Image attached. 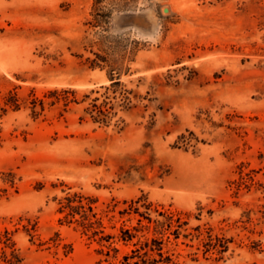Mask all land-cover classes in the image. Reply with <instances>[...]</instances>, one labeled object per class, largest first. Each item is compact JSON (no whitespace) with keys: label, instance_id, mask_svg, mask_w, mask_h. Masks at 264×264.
I'll use <instances>...</instances> for the list:
<instances>
[{"label":"rangeland","instance_id":"374dc122","mask_svg":"<svg viewBox=\"0 0 264 264\" xmlns=\"http://www.w3.org/2000/svg\"><path fill=\"white\" fill-rule=\"evenodd\" d=\"M75 193L110 242L60 221ZM5 231L20 264H264V0H0Z\"/></svg>","mask_w":264,"mask_h":264},{"label":"trees","instance_id":"16d2710c","mask_svg":"<svg viewBox=\"0 0 264 264\" xmlns=\"http://www.w3.org/2000/svg\"><path fill=\"white\" fill-rule=\"evenodd\" d=\"M99 62H106V58L96 54V60L92 61L91 68L100 67ZM112 84L110 85L111 88H117L120 85L119 81L114 80L111 77ZM110 87H106L107 90H110ZM115 92V91H114ZM72 96V97H71ZM48 98H51L49 101L50 105H55L60 101L64 102V106L68 107L71 102H77L76 99V91L66 89V90H53L49 92ZM99 98H95L93 102L90 104L89 107L85 109V113L89 114L92 120L95 123H100L103 125H109L111 120V111L113 110L112 107H107L108 102L103 101L101 104H98ZM47 101L42 99L33 98L31 100L32 104V112L35 117L41 115L45 111V104ZM7 108H3L4 112H7L8 108L12 109L13 111H18L21 108L19 103V99L17 94L10 92L7 102ZM38 106H40V111L38 110ZM82 119V118H81ZM144 201L140 207H135L136 203H140ZM145 198L141 197L136 202L131 204V209L134 213L138 214L139 216L148 219L151 221L149 217H145L147 214L146 212H140V208L143 207L146 210H151L152 205L147 204L145 202ZM97 202L96 199L86 197L83 194L75 193L73 195H67L63 200H61L59 213L63 215V218L60 219L61 222H66L68 224L77 223L80 225L84 232H91L92 236H98L100 241H107L110 242L113 237L111 235H105L103 230V223L102 219L98 217V214L95 212V203ZM126 213V210L120 212V214ZM141 220H139V223ZM135 238L134 234L130 231H122L121 240L124 242L132 241ZM3 247L0 249L3 254V261L5 264H20L21 259L17 254L15 249V244L12 239V233L5 231L4 234H0V246ZM145 247H148V244H145ZM6 249H10V254H7ZM161 251V249H159ZM147 254V252H146ZM162 256L161 253H159ZM1 264V263H0Z\"/></svg>","mask_w":264,"mask_h":264}]
</instances>
